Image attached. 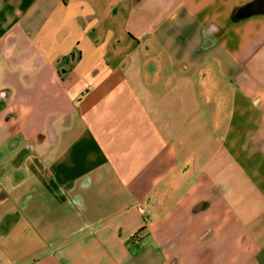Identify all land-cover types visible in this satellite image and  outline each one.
Returning a JSON list of instances; mask_svg holds the SVG:
<instances>
[{
  "label": "crops",
  "instance_id": "obj_1",
  "mask_svg": "<svg viewBox=\"0 0 264 264\" xmlns=\"http://www.w3.org/2000/svg\"><path fill=\"white\" fill-rule=\"evenodd\" d=\"M0 264H264V0H0Z\"/></svg>",
  "mask_w": 264,
  "mask_h": 264
}]
</instances>
